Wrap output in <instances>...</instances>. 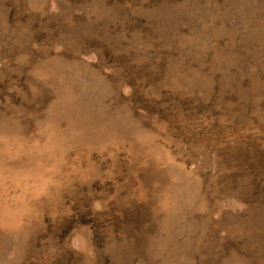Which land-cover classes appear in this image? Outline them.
I'll list each match as a JSON object with an SVG mask.
<instances>
[{
    "label": "rangeland",
    "instance_id": "1",
    "mask_svg": "<svg viewBox=\"0 0 264 264\" xmlns=\"http://www.w3.org/2000/svg\"><path fill=\"white\" fill-rule=\"evenodd\" d=\"M0 264H264V0H0Z\"/></svg>",
    "mask_w": 264,
    "mask_h": 264
}]
</instances>
